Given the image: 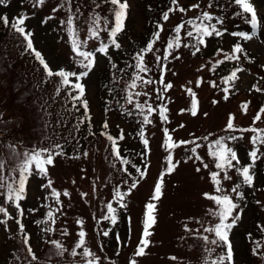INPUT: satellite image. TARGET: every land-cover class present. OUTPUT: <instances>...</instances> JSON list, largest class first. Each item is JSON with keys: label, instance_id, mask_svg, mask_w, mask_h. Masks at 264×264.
<instances>
[{"label": "rangeland", "instance_id": "obj_1", "mask_svg": "<svg viewBox=\"0 0 264 264\" xmlns=\"http://www.w3.org/2000/svg\"><path fill=\"white\" fill-rule=\"evenodd\" d=\"M127 2L126 26L117 37L121 47L116 49L110 46L107 54L97 51L101 42L110 45L107 32L101 31L99 39L88 35L94 17H100L101 29L111 27V24H106V21L111 20V5L104 0H72L71 13L66 0H45L42 6H33V0H5L6 6L0 5V15H6L10 20L18 15L28 17L25 27L33 33V47L51 69L70 73L83 71L81 58L73 51L72 35L66 23L70 14L73 15L77 38L86 42L81 51L94 53L93 69L79 81L85 87V94L80 99H73L78 93L70 86L63 85L60 78L49 77L34 53L27 49L23 38L0 22V56L2 54V59L17 73L10 74V77H16L19 83L30 86L31 89H28L38 105L36 117L43 119L47 129L46 136L39 140L42 146H30L24 132L32 127L33 118L12 115L14 107L8 95L11 88H6L8 77L0 70V160L4 161L7 172L18 159L15 154L22 155L33 148H50L62 153L54 155L53 165L47 166L46 177L33 175L28 179L26 199L20 202L25 211L22 223L25 225L27 244L25 235L19 232L16 223L17 210L6 200L3 202V207L13 218L8 219L0 214V220L5 221L0 223V264H86L82 249H75L78 253L75 257L71 255L81 230L86 234L84 247L99 258L98 264H130L132 260L136 264H212L224 250L210 243L205 244L202 239L203 236H208L209 240L214 238L203 228L216 222L209 215V210L215 211L216 206L204 194H220L215 191L216 186L211 178V173L218 170L208 154V144L230 134L242 137L230 146L237 151L242 163L246 164L249 162L247 153L251 150L249 138L252 133L226 132L229 117H234L236 128L264 129V113H260V121L253 124L254 117L264 106V92H257L253 87L255 85L264 89V0H251L261 20V25L255 30L245 27L247 22L244 18L234 15L238 7L231 0H221L211 8L207 7L209 0H178V5L185 9L197 3L200 8L186 13H170L166 23L162 20V14L168 9L166 7L171 4V0ZM201 11L221 17L223 25L218 27L226 29V33L219 38L207 39V47L202 46L195 56L191 54V48L181 46L173 52V56H179L180 59L170 56L168 61L163 62L168 69L164 73V82L171 83V89L163 91L158 82L146 85L140 81H137V88H129L135 69L124 68V50L135 49L136 53L140 52L157 30L156 25L163 24L161 38L154 45V50L160 49V52L154 51L145 57L151 69L145 79L158 81L161 72L154 55H163L167 39L174 35V26L182 20L198 16ZM241 32L251 33L254 38L244 41L232 35ZM189 42L182 30L181 44ZM235 43L242 45L250 59H245L241 54L238 65L234 61H225L212 71L215 62L223 59L222 54L217 55V50L230 52ZM131 60L134 62V58ZM237 66L244 71L238 73L239 79L230 87L228 99L225 100L221 91L225 87L222 79ZM197 81H201L200 86H197ZM213 81L217 87L211 86ZM75 82L70 77V84ZM105 82L114 85L113 91L106 87ZM157 89L161 90L165 98L163 101L156 99ZM187 89L195 93L196 116L191 115L192 96ZM136 91L148 95L134 96V103L143 104L147 100L156 109L149 116L151 123L148 125L140 123L142 116L137 114L134 103L129 104L126 100L128 92ZM84 100L88 103L87 114L82 103ZM106 103L117 105L121 110H107ZM161 103L167 107L168 121L165 123L161 122L158 115V105ZM244 104L248 105L246 112L242 107ZM182 109L185 111L182 112ZM104 123L108 124L107 129L103 127ZM141 128L149 142L147 151L139 135ZM165 128L174 142L195 141L200 147L196 148L195 154L189 150L195 147L192 143L171 150L176 166L170 174L163 175L161 197L151 200L154 185L167 166L169 151L165 148ZM121 130L124 139L118 141V146L121 155L129 161L127 165L114 159L110 142L106 135L101 134L118 137ZM56 145L60 147L56 148ZM260 147L264 152V145ZM145 152L142 156L141 153ZM196 155L209 165L207 169L195 159ZM190 156L193 158L189 159ZM132 165L146 171L145 177L139 178ZM122 167L127 168L131 175L121 171ZM252 171L253 186H242L240 191L244 198L235 201L240 205L237 211L241 212V218L229 234L234 264H264V156L257 161ZM228 175L232 177L231 180H224L223 173L218 179L225 192L235 199L236 194L231 192V188L240 181L234 169L229 170ZM49 179L52 181L51 188H42L41 185H46ZM133 180H138L137 187L125 196L127 208L121 209L114 198V189L119 187L121 192L127 193ZM52 189L61 193L60 205L51 196ZM65 191L69 193L68 196L63 195ZM0 199L3 197L0 196ZM109 202L117 210L115 225L102 219L107 214L106 204ZM148 202L156 206V224L150 229L153 234L148 238L151 243L145 254L137 257L134 252L141 237L145 205ZM48 206L61 210L54 213V223H40L47 220ZM31 209L35 211H29ZM104 230L109 231L107 237L102 234ZM117 236L120 238L119 244ZM52 241L59 242L65 251L59 253ZM257 244L260 248L254 255ZM28 246H31L36 259L29 254Z\"/></svg>", "mask_w": 264, "mask_h": 264}, {"label": "snow or ice", "instance_id": "obj_2", "mask_svg": "<svg viewBox=\"0 0 264 264\" xmlns=\"http://www.w3.org/2000/svg\"><path fill=\"white\" fill-rule=\"evenodd\" d=\"M105 3L111 5V20L106 21V24H111V27H106L104 29L100 28V17H94L92 20V25L89 27L88 35L93 39H99V34L101 31H105L108 34L110 39V45L108 43L101 42V46L97 49L98 52L107 54L110 46H114L116 49L121 47V44L118 43L117 37L118 35L124 31L126 26V20L128 18V9L129 4L127 0H104ZM45 3V0H33V6L40 5L42 6ZM72 0H66V4L69 5V12L71 13V5ZM171 3L174 7H169L167 11H164L162 14V20L166 23L169 20V14L173 12L186 13L187 11L199 9V3L191 5L188 9H185L182 6L178 5V0H171ZM235 6L238 7V11L234 14L236 16H240L244 18V20L249 23L253 30L257 29L261 25V20L258 17V10L256 6L251 2V0H231ZM0 5H5V0H0ZM6 6V5H5ZM99 7V5H97ZM208 8L212 7V3L210 2L207 6ZM28 19L25 15H18L13 19H9L6 15H0V22L4 24L5 27H10L17 34H19L23 40L26 42V47L32 53H34L36 59L43 66L45 73L51 77L56 76L60 78V81L65 86H70L74 91L78 93L77 96L73 97V99H80L85 94V87L79 81L83 77H87L89 72L94 67L93 56L94 53L90 51H81V48L86 43L85 41H81L77 38V30L73 27V15H68L67 17V25L70 34L72 35V46L75 54L80 57V64L83 71L79 73H70L66 71H55L50 68V66L45 62L44 58L41 56L40 52L36 51L33 47V41L31 39L33 33L28 31L25 27L26 20ZM215 21V22H213ZM218 25H223V19L218 16H213L208 11H201L200 14L196 17L182 20L172 29V33L174 35L170 36L167 39L166 46L163 51V55H154L155 62L157 66L160 68V78L158 81H153L151 79H145L147 73L150 72V68L147 66L145 62V57L149 53L160 52V49L154 50V45L161 38V33L164 31L163 24L158 23L156 25V31L152 33L151 39L148 41L146 46L141 49L140 52L136 53L134 59L135 64L130 65L135 69V74L133 75L132 82L129 85V88L135 89L137 88V81H140L142 84L150 85L158 82L163 91H167L172 88L171 83L164 82V73L168 70L166 62L171 56L173 59H180L179 56H173L174 51H178L181 46L189 47L192 49L191 54L195 56L197 53L201 51V47H207V39L209 38H219L222 37L226 33V29H222V27H218ZM182 30L185 33V36L190 41L189 43L181 44V32ZM233 36L239 37L244 41H250L254 38L251 33H232ZM223 55L222 60H217L215 65L212 68V71H215L216 66L223 64L225 61H234L239 63L241 54L244 55L245 59H250L247 57L246 50L242 47L240 43L233 44L230 52H224L223 49L217 50V55ZM244 71V69L239 66L235 67L229 75L225 76L222 79V83L225 85L221 89L224 93V99H228V94L230 92V87L234 86L235 81L239 79L238 73ZM143 74V75H142ZM70 77L75 79V83L70 84ZM201 81H197V86H200ZM212 87H217L216 83L211 82ZM257 92H264V89L253 86ZM156 99L158 101H163L165 98L160 89H157ZM187 92L190 96H192L191 100V115H197V100L195 99V93L192 92L191 89H187ZM147 96L146 92H128L126 95V100L129 104H133L134 96ZM83 107L85 110V114L88 111V103L86 100L82 101ZM216 103V101H213ZM243 109L247 110L248 105H242ZM134 108L138 115L142 116V120L140 123L142 125H148L151 123L149 116L156 112V109L152 106V104L148 103L147 100L144 101L143 104L136 102L134 103ZM159 112L158 115L162 123L168 121V117L166 115L167 107L166 104L161 103L158 105ZM182 112L185 110H181ZM260 113H264V106H262L257 115L253 119V124L257 123L261 119ZM131 115V113H129ZM84 121H81L83 123ZM103 127L105 129L108 128V124L104 123ZM183 127V125H181ZM226 132L234 133V132H243V133H252L249 138V142L251 144V150L247 153L249 162L242 163L241 159L238 156L237 151L230 146L232 142H236L242 137L237 135H228L226 137H219L214 141H210L208 144V154L213 158L215 162V168L218 171L211 173V178L213 183L215 184V191L220 193L219 195H209L205 193V198L214 202L216 206V210H209V215L215 218L216 222L211 224L208 227H204L203 231L208 232L210 235L214 236L213 239L209 240L208 236H203L202 239L205 244H212L216 247H221L224 249L216 260L212 261V264H234V251L233 245L229 239V234L232 229L236 226L237 221L241 218V212L237 211L240 208V205L236 203V200H242L244 198L243 192L240 191L242 186L252 187L254 184V173L253 168L255 167L257 161L264 156V152L261 151L262 145H264V129H257L255 127L249 128H236L234 127V117L230 116L229 120L226 124L225 128ZM102 135H106L107 140L111 144V153L114 159L119 160L122 165L129 164L128 159L121 155L120 148L118 146V141L124 139L123 131L121 130L118 137H113L107 133H101ZM139 135L142 139V143L145 146V150L148 148V140L145 138L143 128L140 129ZM165 135V148L169 151L168 156L166 157V169L165 172L161 174V177L158 179V182L154 185L153 195L151 200H158L162 195V186H163V175L170 174L176 165L173 164V157L171 154V150L179 147L181 145L187 146L192 143L195 144V147L189 149L192 153H196V148L200 147L199 144H196L195 141H179L174 142L172 136L169 135L168 129H164ZM207 139V138H205ZM59 148V145L55 146ZM15 154V153H14ZM61 152H54L53 149L50 148H33L30 151H25L22 155L15 154L18 156V159L15 161L14 166L6 172V166L3 160H0V196L3 199H0V214L8 219H12L9 215L8 210L3 207V202L6 200L10 206H14L17 210L18 218H16V223L19 227V232L22 235H25V243L27 244V235L25 233V225L22 223V218L24 217L25 211L21 206V201L26 199V185L29 177L36 175L40 177H46L48 174L47 166L53 165L54 155H61ZM145 153H141V155H145ZM87 155V153H85ZM193 157H189L192 159ZM195 159L199 160L205 169L209 167L207 163H204L203 158L196 155ZM115 167V165H113ZM135 168L136 172L139 174V178H144L146 175V171H142L138 166L132 165ZM234 169L239 181L232 188L231 192L235 193V199L225 192L223 187L221 186L220 174L223 173L224 180H231L232 177L228 175L229 170ZM121 171L125 172L129 176L131 175L128 172L127 168H121ZM200 171V168L196 169ZM18 177V178H17ZM127 183V181H125ZM138 180H133L130 184L127 193L121 192L119 187L114 189V198L116 203L119 204L121 209H126L127 204L124 202L125 196L130 195L131 191L137 187ZM52 181L49 179L46 185H41V187L51 188ZM61 193L56 191L55 189L51 190V196L55 198V203L57 205L61 204L60 201ZM64 196H68L69 193L65 191L63 193ZM86 195V194H84ZM47 199V197L45 198ZM49 210L47 212V220H42L40 223L47 224L49 221H54V213L60 211V208L52 209L51 206H48ZM155 204L152 202H148L145 205V214L144 219L142 221V233L141 237L138 241L137 247L135 249L134 255L137 257L143 256L145 254L146 248L150 245L151 241L148 239L153 233L150 231L155 224L156 219L154 216L155 212ZM107 214L103 216V220L110 221L112 225L117 223V217L115 215L116 208L113 207V203L109 202L106 204ZM29 211L34 212L35 209H31ZM5 221L0 220V223H4ZM82 223V222H78ZM46 231H50L51 229H45ZM65 234H67L65 232ZM105 237L109 235L108 230H104L102 233ZM85 232L81 230L78 233V242L74 246V249L71 252V255L75 257L78 253L75 249H82L83 258L86 260V264H98L99 258L95 256L89 249L84 247L85 244ZM117 242L120 243V238L117 236ZM55 248L59 253L65 251L63 246L56 241H52ZM260 245L257 244L256 248L253 250V254H257L259 251ZM29 254L32 255L33 259H36L34 253L32 252L31 246H28ZM173 259H175L173 257ZM130 264H136L135 260L130 261Z\"/></svg>", "mask_w": 264, "mask_h": 264}, {"label": "trees", "instance_id": "obj_3", "mask_svg": "<svg viewBox=\"0 0 264 264\" xmlns=\"http://www.w3.org/2000/svg\"><path fill=\"white\" fill-rule=\"evenodd\" d=\"M190 1L202 2L203 0H190ZM220 1L221 0H209V3L211 2L212 6H214L216 3H219ZM169 7H174V6L171 3L166 8H169ZM246 26H249L248 28L251 27V25L249 23H246L245 27ZM250 29L253 30L252 27ZM50 32L52 33L53 31L51 30ZM0 50H1V48H0ZM124 54H125V58L122 60H123V62H125L124 68L127 69V68L131 67L130 65H134L136 62L135 59H134V62H133V60H131L135 57L136 50L135 49H126V50H124ZM2 57L3 56L1 54V56H0V70L2 72H5L3 74H6V76L8 77V82L6 83V88H11L8 95L11 96L12 105L14 107L12 115L19 117V118L20 117L24 118V116L27 117L28 119L33 118L32 127L27 129L26 132H24L26 134L25 137H26L27 142L30 144V146H32V147H34L35 145H41L42 146V142H39V140H40V138L46 136L47 129L45 127L43 119H38L36 117L38 115V105H37V102L34 99V97H32L33 95L31 93V91L28 89V88H30V86L28 84L23 85L22 83H19L18 79L16 77H12V76L10 77V74H12V73L17 74V73L11 68V66L9 65V63L6 60L4 61L2 59ZM105 84H106V87L109 88V90L113 91L114 85L111 82H105ZM12 94L14 96V99L12 98ZM104 107H105V103H104ZM106 109L107 110L115 109L117 111L121 110V109L119 110V107L117 105L110 106L107 103H106ZM26 112H28V113H26ZM16 124H18V122H16ZM14 128H16V127H14ZM27 133H28V136H27ZM24 139L25 138H23V142H24Z\"/></svg>", "mask_w": 264, "mask_h": 264}]
</instances>
